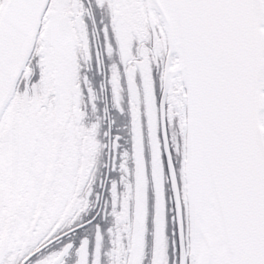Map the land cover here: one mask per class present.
<instances>
[{
  "label": "snow or ice",
  "instance_id": "snow-or-ice-1",
  "mask_svg": "<svg viewBox=\"0 0 264 264\" xmlns=\"http://www.w3.org/2000/svg\"><path fill=\"white\" fill-rule=\"evenodd\" d=\"M0 264H264V0H0Z\"/></svg>",
  "mask_w": 264,
  "mask_h": 264
}]
</instances>
